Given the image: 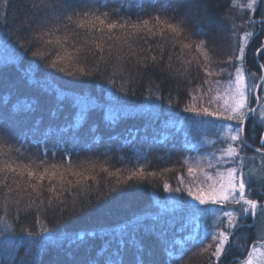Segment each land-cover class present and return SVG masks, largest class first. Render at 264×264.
<instances>
[{"label":"snow or ice","instance_id":"6c2138e0","mask_svg":"<svg viewBox=\"0 0 264 264\" xmlns=\"http://www.w3.org/2000/svg\"><path fill=\"white\" fill-rule=\"evenodd\" d=\"M11 3L12 0H0V29L7 25ZM32 8L35 13L16 30L17 39L12 41L15 52L4 60L5 65L13 64L19 67L21 58L30 55L35 62L42 63L56 73H62L73 81L85 82L101 74L100 64L105 60L103 55L105 45L109 50L118 45L120 52L126 51L130 58L143 60V67L161 66V70L166 68L170 72H175L178 77H191V65L193 60L196 61L194 79H200L201 84L194 91H199L200 96H191L195 103L185 104L183 112L190 114L189 119L201 118V122L208 117L221 121V128L226 129V132L220 143L226 144V147L219 149L221 153L219 157H216L215 153L212 155V160H215L216 164V179L214 183L208 184L207 188L195 187L193 190L194 186H185L182 177L177 186L173 187L165 181L162 188L165 192L178 194L177 202H185L194 212L202 210V206L209 204L217 206V219L220 223L215 224L211 229L206 228L199 238L195 234V229L193 234L187 237V240L193 241V246H199L201 252L211 250L210 257L223 264L221 257L226 254L228 248L237 245L245 247L240 243L241 237L238 235L242 222L248 216L264 217V196L257 199L249 195L256 177L252 170L245 172L246 161L249 159L246 150L252 145L249 144L251 137L244 135V125L250 119L258 120L264 125V96L255 94L257 88H264V77H256L253 74V80L262 81L260 85L245 83L246 49L253 41L255 32L245 31L242 26L233 23L232 35L236 38L233 51L226 59L217 61L214 59L215 53L208 47L206 40L191 38L193 35L198 37L204 35L202 31L192 32L190 29L191 21L200 14L199 7L182 12L178 3L173 5L170 0H165L162 8L154 10L156 14H148L147 19L143 18V15L138 16L136 21L122 16L118 8L103 10L96 5L76 8L73 6V0H38V2L32 0ZM247 8L253 11L264 8V0H250ZM141 11L146 12L143 9ZM250 24L254 25L255 21H250ZM261 24H264V19L261 20ZM81 35L87 36L91 43L77 40L76 38ZM141 41L147 47H141ZM164 41L169 42L173 49L179 48L185 53L195 52L196 55L192 59L181 60V57L173 52L168 55V63L163 64L167 54ZM152 44H156V47ZM154 52L156 54H153ZM254 55L258 60L264 59V44L260 45ZM173 56L181 60L176 67H173ZM90 58H94L95 63H90ZM260 67L264 68V63H261ZM26 75L31 78L30 74ZM213 77L216 79H209ZM224 77L227 78V87L222 92L217 90L215 97L219 107L210 110V107L199 106L205 96L203 85H211L213 82L219 85L220 78ZM107 83L109 90H114L112 96L117 102L121 100L117 93L123 96L135 95L134 91L123 84L117 86L115 78H109ZM207 91L212 92L213 89L209 87ZM60 95L63 96V93ZM147 99L162 101L163 97L150 91ZM253 101L256 107H253ZM7 102L8 98L5 97L4 103ZM70 103L73 107L75 123L70 122L65 127L67 132L75 131L80 122L86 121L90 112L98 108L96 99L90 95H77L71 98ZM207 103L209 105L212 103L211 96L208 97ZM168 104L169 107H179V102L173 105L171 95ZM14 110L17 113L28 112L32 110V105L26 101L18 102ZM103 111L105 119L115 124L122 118L124 109L107 107ZM0 141L3 142L0 143V190H6L0 198L6 213L5 216L0 217V225H3L0 227V264H17L14 255L17 244H27L30 249L26 256L19 258V264H38L39 253L49 244L51 238V229L39 218L41 210L46 219L47 210L53 208L56 211V223L65 219H76L98 208L105 200L120 194L125 187H134L147 182L149 178H157V171H149L144 166H138L122 180L121 176L128 172L126 168H116L112 171L101 165L100 173L103 175L98 179V174L95 172L96 165L93 164L90 169L79 165L84 170L72 172V175L77 177L75 183L71 180L66 181L64 171L60 169L69 171L73 167L72 163L49 162L47 157L50 149L40 148L39 144L36 147L41 158L37 163L30 151L31 141L24 135L14 138L11 126L4 122L2 115H0ZM255 152L259 154L264 164V138H261L260 147L256 148ZM66 154L71 155L67 150ZM51 155L54 157L56 153L53 152ZM212 160H209L208 168L214 167ZM183 165L187 166L189 175L196 170L189 159H184ZM196 167H200L199 161L196 162ZM163 171H172V169ZM204 177L202 184L213 180L212 173L205 172ZM22 204L25 205L26 214L36 206L38 217L36 224L40 225L39 232L27 227L17 231L15 219L13 224L7 223L8 209L16 207L19 210ZM152 219L156 220L155 217ZM130 226H132L131 234L128 231ZM157 227L155 223L147 225L143 217H135L123 225L116 226L110 234L116 245L111 254L105 256L108 248L112 246L109 243L107 247H102L98 251L96 258L83 264H123L121 254L129 244H135L134 233L141 228L156 231ZM260 232L261 237L253 242L247 258L240 264H254L255 254L264 249V224L261 225ZM97 236L96 232L79 233L77 239L84 241ZM137 251L142 252V246H139ZM168 255L169 260L174 258L171 249ZM261 255L264 256V252H261ZM138 264L145 262L138 258Z\"/></svg>","mask_w":264,"mask_h":264},{"label":"trees","instance_id":"16d2710c","mask_svg":"<svg viewBox=\"0 0 264 264\" xmlns=\"http://www.w3.org/2000/svg\"><path fill=\"white\" fill-rule=\"evenodd\" d=\"M170 2L173 5L178 3L182 12L189 8H200V14L190 23V29L192 32L202 31L204 35L199 37L193 35L191 38L206 40L217 61L226 59L230 55L229 48L235 45L236 38L232 35L233 23L240 26L241 20L247 25L253 21L250 17L253 10L247 8L250 0H170ZM164 3L165 0H73V6L76 8L89 5H96L103 10L118 8L122 16L132 21H136L141 15L147 19L148 14H156L154 10L162 8ZM142 9L146 12L142 13ZM34 13L32 0H12L7 25L0 29V115L4 117V122L11 126L14 138L27 136L31 141L30 151L37 163L41 158L37 144L40 148L50 149L47 157L49 162L72 163L71 170L60 171H64L66 181L71 180L73 183L77 177L72 175V172L84 170L79 165L90 169L95 164L98 179L103 175L100 173L101 165L112 171L116 168H126L128 172L121 176L122 180L138 166H144L149 171H157L156 179L149 178L145 183L125 187L120 194L105 200L98 208L76 219H65L56 223V211L53 208L47 210L46 219L41 210L39 218L51 229V238L49 244L40 251L38 264H83L96 258L98 251L102 247H107L109 243L112 246L108 248L105 256L110 255L116 247L110 235L113 229L135 217H143L147 225L155 223L158 227L156 231L141 228L134 233L135 244H129L121 254L123 264H138V258L145 264H177V258L181 253L196 251L197 246H193V241L187 240V237L192 235L195 229V234L199 238L200 231L191 225L185 226L188 219L182 218L181 213L159 209V205L167 202L166 197L169 195L163 191V182L167 181L173 187L178 185L181 177L187 182V166L183 165L182 160L192 150L185 135L179 133V130L166 119L170 116L180 117V113H185L183 106L195 102L191 96H200L199 91H194L201 84L200 79H194L196 61L193 60L191 65V77H178L175 72H170L166 68L161 70V66L143 67V60L130 58L126 51L118 50V45L111 50L105 45L103 54L105 60L100 64L101 74L85 82L73 81L62 73H56L42 63L35 62L30 55L21 58L19 67L13 64L5 65L4 60L15 52L12 41L17 39L16 30ZM259 16L260 8L255 18ZM255 25L258 30L246 49V68L250 72L262 73L254 54L260 45L264 44V24L260 22ZM250 28L244 30L250 31ZM240 35H243L242 31ZM76 39L82 42L89 41L84 35ZM163 45L167 53L163 64L168 63V55L173 52L177 53L181 60L192 59L196 55L195 52L185 53L179 48L173 49L167 41H164ZM140 46L147 47L143 41L140 42ZM152 46L156 47V44ZM181 60L173 56V67L179 65ZM261 61L264 63V59ZM90 63H95L94 58H90ZM26 74H30L31 78ZM200 75L203 78V73ZM109 78H115L117 86L123 84L134 91L135 95L123 96L117 93L121 97L117 102L112 96L114 90H109L107 83ZM220 80L219 85L214 82L211 85H203L204 91L208 92L211 87L215 92L227 78ZM150 91L162 96L163 100L147 99ZM60 93H63V96ZM81 94L94 97L98 108L90 112L86 121L80 122L75 131L67 132L65 127L70 122L75 123L71 98ZM170 95L173 105L179 102V107H169ZM5 97L8 98L7 103H4ZM22 101L31 103L32 110L17 113L14 106ZM107 107L124 109L122 118L117 123L113 124L105 119L103 109ZM246 137H251L250 143L260 146V140L264 137V126L250 119L246 126ZM66 150L71 153L70 156L66 154ZM53 152L56 153L54 157L51 155ZM246 152L256 153L251 148ZM165 169L172 171H163ZM3 191L6 190H0V198ZM24 208L25 205L22 204L19 210L16 207L8 209L7 223L13 224L15 219L17 231L27 227L39 232L40 225L36 224L38 218L36 206L27 214ZM5 215L3 201L0 199V217ZM153 217L156 218L155 221ZM128 231L132 233V226ZM88 232H96L98 236L84 241L77 239L79 233ZM238 235L241 237V243L247 242L252 245L256 231L244 223ZM177 241L183 243H176ZM233 243L235 244V241ZM139 246H142V252L137 251ZM169 249L174 256L171 260L168 255ZM29 251L27 244L16 245L14 255L17 264L19 258L26 256ZM238 256L243 257L244 253L237 245L228 248L221 261L223 264H233ZM209 264L216 262L210 261Z\"/></svg>","mask_w":264,"mask_h":264},{"label":"rangeland","instance_id":"374dc122","mask_svg":"<svg viewBox=\"0 0 264 264\" xmlns=\"http://www.w3.org/2000/svg\"><path fill=\"white\" fill-rule=\"evenodd\" d=\"M262 13H264V8H260V16L256 17L255 19L264 18V16H262ZM239 14L241 15L240 10H239ZM250 17L252 18V14L250 15ZM255 24L252 25L249 23L247 25V23L242 22V20L240 21V26H242L244 29H248L251 27L250 31L256 33L258 27ZM232 51H233V47L231 49L229 48L230 54ZM253 74L256 77H262L261 72H250L246 68L245 71L246 85L251 83H255V84L259 83L260 79L253 80ZM226 87H227V81L222 83V85H220L218 88H216L215 92H213L214 89L212 92H205L204 99L202 100V102H200L199 106L210 107V110H215L216 108H218L219 105L215 102L217 90L222 92L223 89ZM209 96L212 97V103L210 105L207 103ZM259 96H264V88H261L259 90ZM194 103L195 102H191L189 104L192 105ZM254 105H255V101H253V106ZM180 115H181L180 117L170 116V118L166 120H168L169 123L174 128L179 130V133L185 135L186 139L188 140V143L190 144V147L192 148L191 153L186 155L184 159H189L190 164H192V166H194L196 170L192 175L187 174L186 176L187 182H185V186H194L193 190H195V187L207 188L208 184L214 183L216 179L215 177L216 164H215V160H212V155L213 153H215V156L219 157L221 155L219 149L226 147V144L220 143V140L224 136L226 129L221 128V123H222L221 121H218L212 117H208L203 122H201V118L189 119L190 114L188 113H184V114L180 113ZM168 121H166V123ZM256 121L257 123L261 124L258 120ZM244 154L245 153H242V155ZM246 155L247 157H249V159H247L246 161L245 172L252 170L254 177H256L255 182L252 183V189L249 192V195L252 198L259 199V197H255V196H261V195L264 196V183H262V180H264V164H262V161L259 155H257V153L251 154L246 152ZM209 160H212V163L214 165L213 168L207 167ZM197 161L200 162V167H196ZM201 167H203V171H201ZM205 172L212 173L213 180L208 181V183L206 184H202L201 181L204 180L205 178L204 177ZM174 194L175 193H169V195L166 197L167 202L164 203L163 205L162 204L159 205V209L160 210L167 209V211L176 214L178 212L181 213L182 218L188 219L185 226L191 225L194 228H198L200 231L199 236L203 235V232L206 228L211 229L215 224L220 223V220L217 219L216 205L209 204L207 206H202V210H198L194 212L185 202L183 201L177 202L176 197L178 194L176 195ZM249 218L250 221H248ZM244 223L245 225L248 224V226H252L255 229L256 238L253 239L254 241L261 237L260 228L261 225L264 224V217H260L259 215L255 217L248 216L247 218L244 219L241 226H243ZM242 244H244L245 247L238 246V248L239 250L243 251L244 256L243 257L238 256L237 257L238 260L235 261L233 264H240L241 261L245 260L247 258L248 251H251L253 247V244L251 245L248 244L247 242L244 243L242 242ZM257 247H259V245H257ZM190 251L181 253L180 256L177 258L178 259L177 264H209L210 261H212V263L213 261H215L214 257H210L211 250L209 252H201L199 246H197L195 252L191 253ZM261 252H264V249H262ZM261 252L255 254L254 264H264V256L261 255ZM218 263L219 262H216V264Z\"/></svg>","mask_w":264,"mask_h":264},{"label":"water","instance_id":"95a60500","mask_svg":"<svg viewBox=\"0 0 264 264\" xmlns=\"http://www.w3.org/2000/svg\"><path fill=\"white\" fill-rule=\"evenodd\" d=\"M259 8H257L255 11H253V13H252V17H254V15L256 14V12H257V10H258ZM262 19H264V18H261V19H257L256 21H261ZM263 69V76L262 77H264V68H262ZM262 83V81L260 80L259 81V83H258V85H260ZM259 89L260 88H257L256 89V91H255V94L257 95V96H259ZM257 105H255V107H256ZM248 122V121H247ZM247 122H246V124L244 125V135H245V129H246V125H247ZM246 136V135H245ZM249 144H251V143H249ZM252 145V144H251ZM252 147H254L253 145H252Z\"/></svg>","mask_w":264,"mask_h":264},{"label":"flooded vegetation","instance_id":"af4514ba","mask_svg":"<svg viewBox=\"0 0 264 264\" xmlns=\"http://www.w3.org/2000/svg\"><path fill=\"white\" fill-rule=\"evenodd\" d=\"M264 138V137H263Z\"/></svg>","mask_w":264,"mask_h":264}]
</instances>
